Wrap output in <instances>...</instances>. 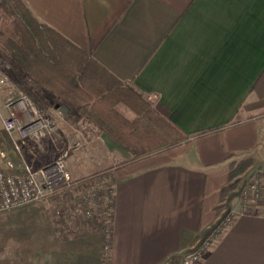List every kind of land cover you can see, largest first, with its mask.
Segmentation results:
<instances>
[{"label": "crops", "instance_id": "0c3cea01", "mask_svg": "<svg viewBox=\"0 0 264 264\" xmlns=\"http://www.w3.org/2000/svg\"><path fill=\"white\" fill-rule=\"evenodd\" d=\"M22 1L94 59L111 85L141 96L188 140L133 160L77 109L15 68L20 74L9 76L10 86L50 96L47 117L60 133L94 139L79 166L70 160L71 174L80 179L109 167L114 183L108 260L100 232L64 237L53 217L36 209L29 229L36 232L21 247L20 264H177L206 238L213 246L203 264H264L262 210L250 204L243 211L240 188L230 189L229 180L232 163L264 162V0ZM117 110L126 119L136 115L123 103ZM20 143L35 156L37 145ZM5 152L2 166L19 172ZM226 215L233 222L219 231Z\"/></svg>", "mask_w": 264, "mask_h": 264}, {"label": "trees", "instance_id": "16d2710c", "mask_svg": "<svg viewBox=\"0 0 264 264\" xmlns=\"http://www.w3.org/2000/svg\"><path fill=\"white\" fill-rule=\"evenodd\" d=\"M0 56L23 70L39 86L82 113L88 122L138 160L175 148L188 140L141 96L122 91L106 79L103 68L54 29L39 22L22 0L0 5ZM123 103L136 118L117 110ZM251 161L232 163L229 180L237 179ZM231 183L230 189L235 188Z\"/></svg>", "mask_w": 264, "mask_h": 264}, {"label": "built area", "instance_id": "2783aa9c", "mask_svg": "<svg viewBox=\"0 0 264 264\" xmlns=\"http://www.w3.org/2000/svg\"><path fill=\"white\" fill-rule=\"evenodd\" d=\"M10 88L9 77L0 73V93L4 90L8 93L4 103L0 104V121L5 132L16 142L32 141L35 145L56 138L58 130L53 120L43 115L30 97L15 96ZM79 145L75 143L73 149ZM16 147L20 148L18 144ZM69 151L40 168L25 164L19 165V172H12L2 166L7 155L0 147V214L33 203L48 202L54 206L53 217L60 234L74 237L77 231L83 234L100 232L103 256L108 260L113 240V180L107 177L73 178L65 159ZM240 192L243 211H248L249 205L254 204L264 216V162L248 169L242 178ZM232 222L233 215H226L217 229L221 231ZM212 246L211 238L203 239L177 264H203Z\"/></svg>", "mask_w": 264, "mask_h": 264}, {"label": "rangeland", "instance_id": "374dc122", "mask_svg": "<svg viewBox=\"0 0 264 264\" xmlns=\"http://www.w3.org/2000/svg\"><path fill=\"white\" fill-rule=\"evenodd\" d=\"M5 1L7 0H0V5H2ZM15 68L17 67H15L9 60L7 59L4 60L0 56V73H4L8 77L14 76L17 78L19 77L20 69L18 68L19 70L15 71ZM11 87L12 88H10V90L13 89V93L15 94L17 93V95L15 96H19V95H27L28 97L30 96V98H33V101L35 100L36 104L39 107L40 112L43 115L50 116V112L53 110V107H51L52 102L49 101L52 100L50 96H47L43 92L42 94L40 93V91H32V89L29 86L28 89L25 88L26 91H21L19 85L18 87L17 86L15 87L11 86ZM44 90L49 95L53 94L47 91L46 89ZM29 91L32 92L33 95L30 94ZM36 99H38L39 102ZM134 118H136V115L134 116ZM59 130L56 138L45 140L40 144L41 148L38 147L39 145H37V147L34 149V153H36L34 157L31 156L28 152H26L25 147H23L20 142H16L6 132L4 134L0 133V141L6 145L5 148L2 147L3 150L8 151L9 157L11 158L13 163L17 164V166L25 165L26 162H28L26 165L34 163V166L49 164L50 162L52 163L55 160H57L68 150L70 151L65 159L67 161V165L69 166V168H70L69 165L70 160L72 163L75 162L79 166L81 163L78 160L82 157L84 158L87 156L86 151H82V150L86 149L91 144V142L94 141V139L92 140L91 138H89L88 135L74 136V135H67L66 133L62 134V132L60 133L61 130L60 131ZM77 142L80 143L79 148L74 150L73 145ZM17 144L20 146V148L16 147ZM96 157L97 158L95 160L99 161V156L96 155ZM250 168H253V166L250 165V167L246 168L244 172L237 179L231 182V183L236 182L237 185L235 186V188H240L242 178ZM109 169L112 168L105 167L104 169L92 172L89 175L80 179H85L90 177H98L100 179H104V177H107L108 179L113 180L111 177L112 175L108 173L110 172ZM73 178H75V176H73ZM110 182H108V184H110ZM36 209H41V210L44 209L52 217L54 216V206L52 204H49L48 202L33 203L29 206H25L17 210L0 214V264H20L21 247L25 245V241L27 240L28 236L30 237L32 234L36 232L34 230L32 231L29 230L32 227V225L36 222L34 217L36 213ZM25 213H28V215H25ZM53 222L55 224L54 217H53ZM29 231L30 234L28 233ZM81 235H84L83 232L77 231L74 237H79Z\"/></svg>", "mask_w": 264, "mask_h": 264}]
</instances>
